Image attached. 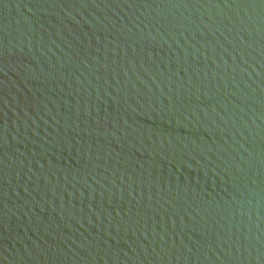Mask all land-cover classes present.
I'll list each match as a JSON object with an SVG mask.
<instances>
[{"label":"water","instance_id":"obj_1","mask_svg":"<svg viewBox=\"0 0 264 264\" xmlns=\"http://www.w3.org/2000/svg\"><path fill=\"white\" fill-rule=\"evenodd\" d=\"M0 264H264V0H0Z\"/></svg>","mask_w":264,"mask_h":264}]
</instances>
